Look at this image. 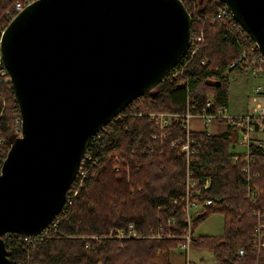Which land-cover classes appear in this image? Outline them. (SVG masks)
I'll use <instances>...</instances> for the list:
<instances>
[{
	"label": "trees",
	"instance_id": "16d2710c",
	"mask_svg": "<svg viewBox=\"0 0 264 264\" xmlns=\"http://www.w3.org/2000/svg\"><path fill=\"white\" fill-rule=\"evenodd\" d=\"M13 1L0 0V26ZM182 1L188 11L193 9L192 28L201 30L198 49L179 74L165 75L111 117L98 130L101 138L96 133L90 137L80 162L85 173L67 189L71 201L61 210L57 231L39 241L12 233L6 241L11 264H171L169 248L184 241L186 226L182 208L186 160L180 145L187 133L196 150L188 163L198 184V196L211 198L192 214V225L215 210L226 217L222 234L197 235L195 243H205L218 264H264V247L256 250L250 242L254 203L244 196L241 160L231 157V128L186 132L181 116L173 115L160 131L148 114L155 110L179 113L188 104L197 112L207 99H211L210 111L227 105L224 70L239 53V37L222 20L194 19V13H211L216 0ZM6 76L7 72L0 74V164L1 152L7 150L10 134L17 133L15 120L20 117L12 83ZM172 140L176 142L170 143ZM250 153L257 171L253 181L261 192L257 204H264V145L252 147ZM87 154L92 156L90 160H86ZM207 177L209 184L203 187ZM129 220L144 235L108 236L111 226L125 225ZM159 223L161 236L145 235L149 226ZM238 246L243 247V255L237 253Z\"/></svg>",
	"mask_w": 264,
	"mask_h": 264
},
{
	"label": "water",
	"instance_id": "95a60500",
	"mask_svg": "<svg viewBox=\"0 0 264 264\" xmlns=\"http://www.w3.org/2000/svg\"><path fill=\"white\" fill-rule=\"evenodd\" d=\"M264 53V0H222ZM182 0H29L4 26L0 50L20 131L0 164L2 234H36L60 210L91 135L184 55Z\"/></svg>",
	"mask_w": 264,
	"mask_h": 264
},
{
	"label": "built area",
	"instance_id": "2783aa9c",
	"mask_svg": "<svg viewBox=\"0 0 264 264\" xmlns=\"http://www.w3.org/2000/svg\"><path fill=\"white\" fill-rule=\"evenodd\" d=\"M29 0H14L10 6L4 11V15L1 19L0 26V35L4 28V26L8 23L11 17ZM216 5L214 10L211 13H203L196 14L194 13L195 20H208L209 22L222 20L226 27L235 32L239 37V53L235 56L230 62L229 66L237 67L241 70H246L251 74L258 75L257 80L254 81L253 90L255 94L251 96L252 105L251 109L237 114H230L226 112V106H218L213 111H210L211 99H207L206 102L201 106L200 110L197 112L191 111V105H187L186 109L183 112L174 113L165 110H155L149 111L148 114L150 118L154 121L155 125L158 126L160 131L170 123L173 115L181 116V121L183 126L188 132L190 128L189 120L196 116L200 118L202 121L209 123V128H204L207 132H216L219 127H215V124L220 126L223 124L225 129L227 127L233 128L235 131H239L240 135L234 139V142L243 143L244 148L241 151H234L231 155L233 160L240 159L241 160V170L244 179V196L247 197L252 203H254L251 208V214L254 218V223L252 226V232L250 236V242L254 249L259 250L264 247V204H257V200L261 195L260 189L258 185L253 181V178L257 175V171L252 167L253 156L250 153V149L254 146L262 147L264 145V53L257 46L255 41L251 38L250 34L243 28V26L233 17V14L230 8L222 1L216 0ZM188 11V10H187ZM193 13V9H190ZM190 11L189 14H190ZM191 16V14H190ZM200 28L198 29L196 26L192 28V19L190 26V36H189V45L184 53V55L180 58V60L166 73L168 76H175L179 74L182 68L187 63L189 57H191L195 51L198 49V40L200 38ZM7 72V69L4 65L2 52L0 50V74L3 75ZM8 73V72H7ZM5 79H10L9 74L5 77ZM15 125V130L17 132L20 131V117L17 118ZM99 130V129H98ZM95 131L91 136L95 135L98 138H101V132ZM176 140L170 141V143H174ZM193 138L186 134L185 138L182 140L180 148L185 153V192L183 200V212L186 215V226L183 231L182 237L184 239L183 242L179 243L177 246L182 248L188 247L190 240L192 239V214H196L201 210L203 205L210 203V197L200 198L198 196L199 188L196 179L193 177L192 169L189 166V159L191 158V153L195 151L193 146ZM5 155L6 151L1 152ZM85 154V153H84ZM84 156V155H83ZM91 155H86V160L91 159ZM83 158V157H82ZM81 158V160H82ZM85 173V168L79 165V169L76 173V176L73 180L81 179ZM72 180V181H73ZM71 181V182H72ZM71 184V183H70ZM209 184V178L207 177L205 181L202 183L203 187H206ZM71 201V195L65 196L64 202L57 212V214L52 218V220L43 227L36 234H23L24 238H31V240L39 241L43 239L49 232L57 231L58 223L63 217V213L61 212L64 204ZM172 221V219H168ZM162 225L159 223L157 225L149 226L147 233L145 235L158 237L161 236ZM14 232L6 231L2 234V237L5 241H8L11 237V234ZM17 233V232H15ZM144 234L139 233L134 225L132 220H129L125 225H115L111 226L108 231V236H114L117 238L123 237H133V236H141ZM85 245H87L85 243ZM176 247V246H175ZM238 254H243L244 249L242 246H238L237 248ZM11 264V262H10ZM18 264V263H13ZM96 264H99L97 262ZM185 264H189L186 262Z\"/></svg>",
	"mask_w": 264,
	"mask_h": 264
},
{
	"label": "rangeland",
	"instance_id": "374dc122",
	"mask_svg": "<svg viewBox=\"0 0 264 264\" xmlns=\"http://www.w3.org/2000/svg\"><path fill=\"white\" fill-rule=\"evenodd\" d=\"M228 78V100L226 105V112L230 114L243 113L251 109L252 99L251 96L255 94L253 90L254 81L257 80L258 75L251 74L246 70H241L237 67H226L224 70ZM250 97V99H249ZM195 118L192 117L189 120L190 126L196 124ZM240 135V132L233 130ZM233 134L235 139L236 135ZM235 148L241 149L243 143L233 142ZM225 215L220 210L211 211L205 217L200 219L193 227L195 234L205 235V237L218 236L224 231ZM205 243L200 244L196 250H192L193 247L188 249L190 259L193 260L192 264H217L216 257L212 250ZM174 249V248H173ZM173 254L175 251L169 248V253ZM184 252V251H183ZM171 256V255H170ZM171 264H179L182 256L171 258Z\"/></svg>",
	"mask_w": 264,
	"mask_h": 264
},
{
	"label": "crops",
	"instance_id": "0c3cea01",
	"mask_svg": "<svg viewBox=\"0 0 264 264\" xmlns=\"http://www.w3.org/2000/svg\"><path fill=\"white\" fill-rule=\"evenodd\" d=\"M249 99H250V97H249ZM195 119L194 120H196V124L194 125V126H190V128L191 129H204V128H209V123H207V122H204V121H202L200 118H198V117H196V116H193ZM203 124V125H202ZM207 126V127H206ZM215 126H216V128L217 127H219V128H217L216 130H214V131H216V132H222V131H225L224 129V125L222 126V124L220 125V126H218L217 124H215ZM224 128V129H223ZM229 127H227V129H228ZM226 129V130H227ZM232 131H233V128L231 129ZM233 134H234V131H233ZM234 138H233V135H232V137H231V141H230V151H231V155H232V153L234 152V151H241L243 148H244V146L242 145V144H240L241 145V149H238V148H235V146L236 145H234ZM197 235H199V234H195L194 233V227H193V230H192V239L190 240V242H189V244H188V247H185V248H182V247H180V246H173L172 248H170L171 250H173V251H175L173 254L171 253V251H170V253H169V258H170V262L172 263L173 261H172V259L171 258H174V257H176L177 258V256L178 257H180V256H182V259L180 260V263L179 264H185L186 262H189V264H192V262H193V260L192 259H190V254H189V252H188V249H190L191 247H193L192 248V250H196V248H198L199 247V245L197 244V243H195L196 241H197V239H196V236ZM201 235V234H200ZM174 248V249H173ZM184 251V252H183ZM171 255V256H170ZM217 261V260H216ZM194 264V263H193ZM217 264H218V261H217Z\"/></svg>",
	"mask_w": 264,
	"mask_h": 264
},
{
	"label": "bare ground",
	"instance_id": "6f19581e",
	"mask_svg": "<svg viewBox=\"0 0 264 264\" xmlns=\"http://www.w3.org/2000/svg\"><path fill=\"white\" fill-rule=\"evenodd\" d=\"M165 77H166V76H165ZM122 110H123V109H122ZM176 116H177V115H176ZM114 117H115V116H114ZM173 117H174V116H173ZM202 125H203V124H202ZM222 126H223V124H222ZM206 127H207V126H206ZM215 127H216V126H215ZM224 128H225V127H224ZM224 128H223V129H224ZM231 129H232V128H231ZM219 132H220V131H219ZM222 132H223V131H222ZM237 133H238V132H237ZM89 141H90V140H89ZM195 151H196V150H195ZM80 184H81V183H80ZM70 188H71V187H70ZM70 194H71V193H70ZM70 194H69V195H70ZM243 254H244V253H243ZM243 254H242V255H243Z\"/></svg>",
	"mask_w": 264,
	"mask_h": 264
}]
</instances>
